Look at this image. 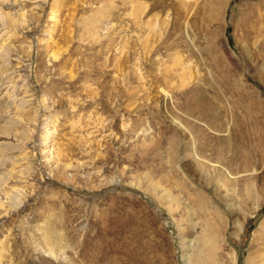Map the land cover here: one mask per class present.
I'll use <instances>...</instances> for the list:
<instances>
[{
	"label": "rangeland",
	"instance_id": "obj_1",
	"mask_svg": "<svg viewBox=\"0 0 264 264\" xmlns=\"http://www.w3.org/2000/svg\"><path fill=\"white\" fill-rule=\"evenodd\" d=\"M0 264H264V0H0Z\"/></svg>",
	"mask_w": 264,
	"mask_h": 264
},
{
	"label": "bare ground",
	"instance_id": "obj_2",
	"mask_svg": "<svg viewBox=\"0 0 264 264\" xmlns=\"http://www.w3.org/2000/svg\"><path fill=\"white\" fill-rule=\"evenodd\" d=\"M206 110H212V109H209V107H208V104H207V102L206 101H204V100H200L198 103H197V105H195L194 107H193V111L195 112V113H201L202 114V112L204 113ZM202 111V112H201ZM18 173H21V170H19V171H17V174ZM21 175V174H20ZM19 175V176H20ZM8 196V195H7ZM208 244V243H207ZM206 245V244H205ZM208 246V245H207Z\"/></svg>",
	"mask_w": 264,
	"mask_h": 264
}]
</instances>
